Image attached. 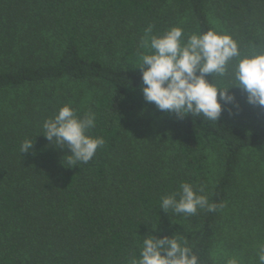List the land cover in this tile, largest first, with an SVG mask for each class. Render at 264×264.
Returning <instances> with one entry per match:
<instances>
[{
    "label": "trees",
    "instance_id": "obj_1",
    "mask_svg": "<svg viewBox=\"0 0 264 264\" xmlns=\"http://www.w3.org/2000/svg\"><path fill=\"white\" fill-rule=\"evenodd\" d=\"M173 27L264 52V0H0V264H130L143 238L173 235L198 264H260L264 107L235 87L217 122L146 103L135 67ZM237 59L205 79L233 86ZM65 105L95 116L104 145L88 163L43 136ZM182 183L215 210L163 212Z\"/></svg>",
    "mask_w": 264,
    "mask_h": 264
},
{
    "label": "clouds",
    "instance_id": "obj_2",
    "mask_svg": "<svg viewBox=\"0 0 264 264\" xmlns=\"http://www.w3.org/2000/svg\"><path fill=\"white\" fill-rule=\"evenodd\" d=\"M151 32V28L148 29ZM182 28L173 27L162 35H152L145 41L151 54L140 57L143 99L154 104L161 112L174 113L177 117L195 115L217 122L224 106L236 107L235 97L229 89L235 87L246 94L247 103L264 107V52L241 56L238 44L229 35L219 34L209 29L202 34H191L186 40ZM238 58L231 68L233 86L224 89L209 83L206 75L226 77L229 61ZM231 111L230 109H227ZM189 115H185V114ZM44 137L57 148L67 147L70 155L67 162L73 166L77 162L88 163L98 148L104 145L102 137L88 135L95 127V116L87 113L77 117L70 106L65 105L58 113L43 123ZM33 146L25 142L21 153ZM203 189L194 190L189 183H182L180 191L161 198V210L171 209L176 214L193 215L198 208L214 211L215 204H209ZM177 197H179L177 199ZM258 258L264 264V244L259 246ZM130 264H198V258L190 248L184 246L174 235L169 237L143 238L139 258ZM228 264H236L229 260Z\"/></svg>",
    "mask_w": 264,
    "mask_h": 264
},
{
    "label": "rangeland",
    "instance_id": "obj_3",
    "mask_svg": "<svg viewBox=\"0 0 264 264\" xmlns=\"http://www.w3.org/2000/svg\"><path fill=\"white\" fill-rule=\"evenodd\" d=\"M6 98H7V97L3 98L2 95H0V102H3L4 100H6ZM210 162H211L212 165L215 164V159L212 158V160H210ZM213 166H214V165H213ZM213 171H214V174H215V168H214ZM213 171H212V173H213Z\"/></svg>",
    "mask_w": 264,
    "mask_h": 264
}]
</instances>
